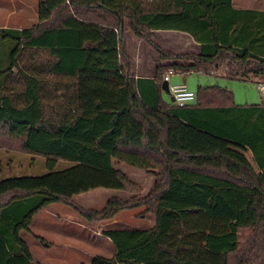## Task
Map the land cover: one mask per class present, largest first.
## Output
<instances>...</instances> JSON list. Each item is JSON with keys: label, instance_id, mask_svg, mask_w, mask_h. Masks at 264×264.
Returning a JSON list of instances; mask_svg holds the SVG:
<instances>
[{"label": "trees", "instance_id": "16d2710c", "mask_svg": "<svg viewBox=\"0 0 264 264\" xmlns=\"http://www.w3.org/2000/svg\"><path fill=\"white\" fill-rule=\"evenodd\" d=\"M127 30L162 59L175 60L147 80L151 98L130 73ZM152 30L186 32L199 51H165ZM33 50L48 56L46 65L18 67L21 54ZM13 68L20 89L7 93ZM169 68L259 82L264 11L235 8L231 0H37L35 24L0 27V147L41 156L47 171L60 161L78 163L123 187L132 183L115 162L154 175L144 196L112 195L99 210L82 208L47 184L0 189V264H37L20 233L51 203L69 205L89 222L138 206L140 216L153 213L149 228L103 230L114 252L96 254L89 264H264V102L237 104L228 88L207 85L196 89L194 103H165L161 73ZM43 71L61 101L47 99L51 83ZM90 72L118 76L108 84L115 93L111 108L101 97L93 106L79 104L78 88ZM180 120L245 146L256 169L219 149H197Z\"/></svg>", "mask_w": 264, "mask_h": 264}, {"label": "rangeland", "instance_id": "374dc122", "mask_svg": "<svg viewBox=\"0 0 264 264\" xmlns=\"http://www.w3.org/2000/svg\"><path fill=\"white\" fill-rule=\"evenodd\" d=\"M258 1L234 0V3L235 6H256ZM261 1L264 4V0ZM36 22L37 0H0V27L23 28ZM124 35L126 41L127 39L130 41L134 39V34L130 30L125 31ZM134 41L136 40L134 39ZM140 59L142 62L147 61L145 60L147 57H143V54H141ZM47 61H49L48 56L41 51H24L18 60V67L28 71L30 70L29 66L43 63L42 67H44ZM40 74L46 75L45 77L49 78L51 83L46 87L48 88L47 93L49 92L47 99L50 102L61 101L59 96L62 92L60 90L53 91L55 88L53 77L46 71L40 72ZM87 78L86 86L81 85L78 88L79 104L93 106L95 102L100 101L98 97H101L104 99V107L111 108V96L115 95L112 88L105 84L102 79H99V76L95 78V76L88 75ZM111 78L108 76L103 77L104 80H110ZM259 78L257 77L260 80L259 82L264 83V76ZM20 79L21 76L17 69L13 68L10 74L7 75L4 92L8 93V90L18 91L20 89ZM95 79H97V82ZM200 79L206 80L205 82H208V85H219L231 90L235 103L253 104L264 102V93L260 92L257 83L251 80L243 81L222 76L177 72L171 75L169 84L182 83L189 90L196 92ZM91 85H93V88H98L101 94L90 93L92 90H88V88ZM162 97L167 102L169 101V95L166 91L162 93ZM123 131L122 123L121 132L123 133ZM204 136L203 134H199V136L192 135L194 140L199 141L200 146H196L197 149H219L256 169L246 147L232 145L229 142H222ZM114 165L127 175L132 184L123 187L120 181L113 176L68 161H60L55 170L47 171L43 166L41 156L17 149L0 147V189L11 184H47L51 188L69 195L82 208L99 210L112 195L122 199L134 196L137 199L147 194L152 188L153 174L135 167L132 169L123 163L115 162ZM143 209V206L122 209L112 218L89 222L69 205L51 203L46 206V210H41L34 215L30 231H21L20 234L37 264H89L91 258L96 254L111 256L114 252L113 244L102 233L103 230L125 227L146 229L153 225V213L146 212L140 216ZM34 235L40 236L43 242L36 239Z\"/></svg>", "mask_w": 264, "mask_h": 264}, {"label": "crops", "instance_id": "0c3cea01", "mask_svg": "<svg viewBox=\"0 0 264 264\" xmlns=\"http://www.w3.org/2000/svg\"><path fill=\"white\" fill-rule=\"evenodd\" d=\"M231 3L233 5V7L235 8H250V9H257V10H262L264 11V4L261 0L258 1L256 6H235L234 0H231ZM13 28V27H11ZM16 29H21L19 27H16ZM158 34V35H157ZM156 35V36H155ZM136 41H134V39H132L131 41L127 39V41L125 40V44H126V50H127V54L129 56V61H130V73L132 75V77H134L135 79L139 78L141 81L139 82L140 88H142V90H144L145 94H148V97H152V92L150 91V82H147V80L149 79H153L156 73V69L158 66H165V65H169L171 62H174V59H162L158 52L145 40H143L142 38H138V37H133ZM151 38L153 39V41L159 45L163 50L174 53V54H179V53H189V52H193V53H197L199 51V44L197 42H195L193 40V38L186 32L183 31H179V30H152L151 31ZM141 54H143V57H147V61L142 62V60L140 59ZM163 71V68H162ZM161 71V72H162ZM177 72H183V71H175V73ZM164 72L161 73V76ZM174 73V74H175ZM191 74V73H197L200 75H212V76H219L217 74V72H211V73H204V72H200V71H186L183 72V74ZM88 75L90 76H95L96 77H100L99 79H102V81H104L105 84H109L111 83V80H107V79H103V77H112L114 75H105L103 73H99V72H90ZM116 79L118 78V76L115 77ZM171 78V76H170ZM169 78V80H170ZM88 78L86 77L85 80H83L82 85L86 86V80ZM231 79V78H229ZM97 82V79H95ZM240 80V79H238ZM206 80H199V84L197 85L198 87H203V86H207L208 82H205ZM246 81V80H243ZM249 81V80H248ZM253 82H256L255 80H252ZM202 82H204L205 84H203ZM261 83V82H256ZM112 84L113 81H112ZM212 85V84H209ZM88 90H92L90 91V93L93 92V94H101V92L99 91L98 88H93V85L89 86ZM89 92V91H88ZM162 93H164L163 90L159 91V97L160 100L165 102V103H174V101H171V94L169 92V101L167 102L166 99L164 97H162ZM194 103V102H193ZM238 104V103H237ZM114 109H116L114 107ZM180 123L183 127V131H184V136L186 138L187 141L193 143L196 146H200L198 144V140H194L192 138V135H196L199 136V134H203L205 136H209L211 138L214 139H218L222 142H229L232 145H238V146H242L240 144L231 142L229 140H227L226 138L221 139L215 136H212L209 133L206 132H202L200 130H198L197 128L189 125L186 121L180 120ZM204 136V137H205ZM203 138V137H202ZM245 147V146H243ZM249 151V149H248ZM250 155L251 152L249 151ZM256 167V165H255ZM133 169V167H131ZM135 170V169H134ZM41 210H46V206L43 207ZM39 210V211H41ZM38 211V212H39ZM114 220V219H113ZM127 228V227H125Z\"/></svg>", "mask_w": 264, "mask_h": 264}, {"label": "built area", "instance_id": "2783aa9c", "mask_svg": "<svg viewBox=\"0 0 264 264\" xmlns=\"http://www.w3.org/2000/svg\"><path fill=\"white\" fill-rule=\"evenodd\" d=\"M176 70L169 68L161 76L162 81H167L168 90L171 94L174 104L177 106H185L196 101V93L189 90L185 84H169V78ZM258 89L264 93V83H258Z\"/></svg>", "mask_w": 264, "mask_h": 264}, {"label": "water", "instance_id": "95a60500", "mask_svg": "<svg viewBox=\"0 0 264 264\" xmlns=\"http://www.w3.org/2000/svg\"><path fill=\"white\" fill-rule=\"evenodd\" d=\"M161 88H162V90H164L166 92H169L167 81H165V80L162 81ZM170 99H171V101H173V98L172 97Z\"/></svg>", "mask_w": 264, "mask_h": 264}]
</instances>
